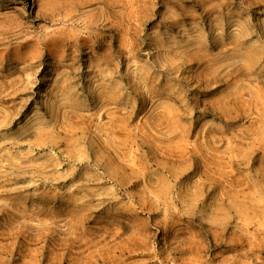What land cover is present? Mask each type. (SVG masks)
<instances>
[{
  "label": "rangeland",
  "instance_id": "374dc122",
  "mask_svg": "<svg viewBox=\"0 0 264 264\" xmlns=\"http://www.w3.org/2000/svg\"><path fill=\"white\" fill-rule=\"evenodd\" d=\"M0 264H264V0H0Z\"/></svg>",
  "mask_w": 264,
  "mask_h": 264
}]
</instances>
